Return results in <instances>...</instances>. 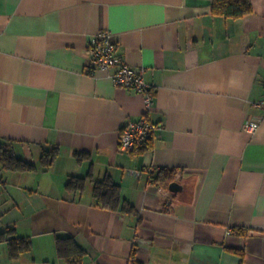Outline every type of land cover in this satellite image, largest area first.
<instances>
[{"label":"crops","instance_id":"1","mask_svg":"<svg viewBox=\"0 0 264 264\" xmlns=\"http://www.w3.org/2000/svg\"><path fill=\"white\" fill-rule=\"evenodd\" d=\"M213 1L0 0V139L37 165L0 164V233L15 231L0 237V264H70L57 237L84 251L78 264H264V0L240 18ZM101 29L144 69L150 110L95 66L88 43ZM144 115L159 136L121 149L124 125ZM164 170L173 179L153 181ZM89 172L110 174L135 211L97 203L91 181L67 189ZM13 235L32 241L16 259Z\"/></svg>","mask_w":264,"mask_h":264},{"label":"trees","instance_id":"2","mask_svg":"<svg viewBox=\"0 0 264 264\" xmlns=\"http://www.w3.org/2000/svg\"><path fill=\"white\" fill-rule=\"evenodd\" d=\"M253 11L251 0H214L213 12L215 14L224 15L226 17L240 18ZM79 160L83 155L75 153ZM60 155L59 147H51L44 150L41 156V166L47 170ZM0 164L6 170L12 171H30L37 169V165L31 161L18 157L10 144V141L0 139ZM93 173L89 172L86 176H72L66 184L67 189L72 192H83L87 188L88 182H93V197L97 203L110 210L121 209L123 211H135L134 206L130 202L124 200L121 195L120 185L117 184L110 174H106L102 179H93ZM173 179V172L161 171L153 176V181L159 179ZM14 229H8L0 233V237L7 234H13ZM58 256L70 264H78L83 261L84 251L78 246L72 237H57L56 239ZM32 249V241L30 239L21 238L13 235L10 241V251L12 258H18L20 254Z\"/></svg>","mask_w":264,"mask_h":264},{"label":"built area","instance_id":"3","mask_svg":"<svg viewBox=\"0 0 264 264\" xmlns=\"http://www.w3.org/2000/svg\"><path fill=\"white\" fill-rule=\"evenodd\" d=\"M88 48L97 68L110 70L112 80L116 86L135 89L145 93L146 106L152 107V95L148 91V84L144 77V69H135L117 54V45L113 33L108 29H101L89 41ZM92 72V70H90ZM259 106L264 109V99ZM258 120H249L245 125L247 132L253 133L258 127ZM162 125L150 120L146 115L137 120L126 123L120 135V148L132 152L148 147L150 142L159 136Z\"/></svg>","mask_w":264,"mask_h":264},{"label":"water","instance_id":"4","mask_svg":"<svg viewBox=\"0 0 264 264\" xmlns=\"http://www.w3.org/2000/svg\"><path fill=\"white\" fill-rule=\"evenodd\" d=\"M170 189L172 190V191H179V190H181L182 189V186L179 184V183H177V182H173L171 185H170Z\"/></svg>","mask_w":264,"mask_h":264}]
</instances>
